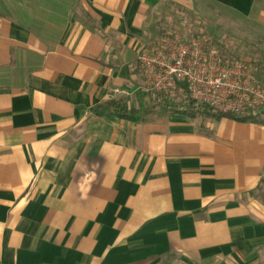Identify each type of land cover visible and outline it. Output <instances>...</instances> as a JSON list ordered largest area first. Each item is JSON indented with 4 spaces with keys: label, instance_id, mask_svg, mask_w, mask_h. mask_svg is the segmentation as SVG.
Segmentation results:
<instances>
[{
    "label": "crops",
    "instance_id": "crops-1",
    "mask_svg": "<svg viewBox=\"0 0 264 264\" xmlns=\"http://www.w3.org/2000/svg\"><path fill=\"white\" fill-rule=\"evenodd\" d=\"M196 2L0 0V264H264V118L98 108L145 101L147 31Z\"/></svg>",
    "mask_w": 264,
    "mask_h": 264
},
{
    "label": "built area",
    "instance_id": "built-area-1",
    "mask_svg": "<svg viewBox=\"0 0 264 264\" xmlns=\"http://www.w3.org/2000/svg\"><path fill=\"white\" fill-rule=\"evenodd\" d=\"M208 36L165 37L137 55L142 89L172 102L264 118V81L247 62L213 48Z\"/></svg>",
    "mask_w": 264,
    "mask_h": 264
},
{
    "label": "rangeland",
    "instance_id": "rangeland-1",
    "mask_svg": "<svg viewBox=\"0 0 264 264\" xmlns=\"http://www.w3.org/2000/svg\"><path fill=\"white\" fill-rule=\"evenodd\" d=\"M165 10L155 17L147 31L146 47L174 35L186 41L208 36L213 48L247 62L264 81V37L253 34L248 21H241L217 0H197L192 6L176 5ZM144 94L146 102L159 103L161 108H166L164 98L172 102L160 93Z\"/></svg>",
    "mask_w": 264,
    "mask_h": 264
},
{
    "label": "trees",
    "instance_id": "trees-1",
    "mask_svg": "<svg viewBox=\"0 0 264 264\" xmlns=\"http://www.w3.org/2000/svg\"><path fill=\"white\" fill-rule=\"evenodd\" d=\"M146 95V94H145ZM165 106L173 111L180 112L189 116H196L200 112L207 113L208 115L213 116L216 119H220L222 117H229L232 119H235L237 121H254V122H260L261 120L259 117L254 116H240L238 114L230 113V112H222L214 110L209 105H201L197 106L194 102L188 101L184 104H177L174 102H169L164 98ZM159 106V103L154 102H146L142 101L139 102L137 105L129 102L126 99H113L110 101H107L104 105H101L99 110H106L109 113L129 119L131 121H140L148 114H151L153 111L157 109ZM263 191L264 190V177H262L258 187L255 191L250 192V194H256V191Z\"/></svg>",
    "mask_w": 264,
    "mask_h": 264
}]
</instances>
